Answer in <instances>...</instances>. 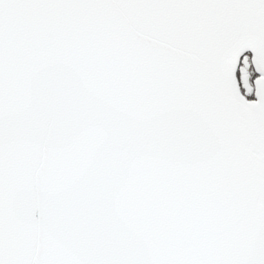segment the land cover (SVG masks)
Segmentation results:
<instances>
[{
    "label": "snow or ice",
    "instance_id": "6c2138e0",
    "mask_svg": "<svg viewBox=\"0 0 264 264\" xmlns=\"http://www.w3.org/2000/svg\"><path fill=\"white\" fill-rule=\"evenodd\" d=\"M0 264H264V0H0Z\"/></svg>",
    "mask_w": 264,
    "mask_h": 264
}]
</instances>
